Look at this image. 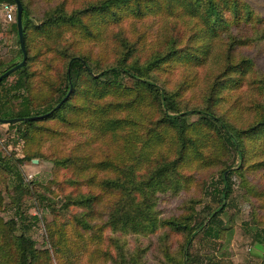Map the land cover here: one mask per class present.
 <instances>
[{
    "label": "rangeland",
    "instance_id": "374dc122",
    "mask_svg": "<svg viewBox=\"0 0 264 264\" xmlns=\"http://www.w3.org/2000/svg\"><path fill=\"white\" fill-rule=\"evenodd\" d=\"M22 1L27 7L30 25L26 31L28 77L25 79L11 74L0 87V105L3 111L10 110L11 114H17L25 107L23 97L27 99L26 105L31 113L54 105L59 90L65 85L64 74L70 56L85 57L93 73L98 74L102 69L115 65L126 57L125 40L132 47V58L128 56L127 63L133 61L139 65L146 64L155 55L165 54L172 45L178 48L182 45L198 48L207 44L204 39H193L189 43L188 35L200 28L194 19L162 14L143 19L122 14L119 22L111 19L92 21L85 18L84 23L93 32L91 37H82L73 31L61 33L54 38L46 37L36 33L34 29L46 12L58 5H63L67 12L82 10L101 0ZM241 1L246 2L256 15L264 18V0ZM2 4L4 3H0V71L22 60L14 27L16 13L13 12L12 21L8 22L2 11ZM233 38L236 41H247V45L236 46L232 51L233 60L251 59L254 63L253 72L238 88L224 90L221 93L223 100L214 110L217 115L225 113L226 118L238 127L252 123L250 107L264 100L259 95L260 89L264 88V26L261 24L250 28L244 25L219 38H208L206 41L212 46V51L205 64L193 66L185 61L166 64L152 75L153 80L169 93L176 94L180 111L208 106L209 88L225 65L226 52ZM125 83L130 85L128 80ZM70 104L79 107L88 104V100L77 91ZM232 105L237 107L236 114L241 115L237 121L228 114ZM65 112L66 118L69 117L74 124H63L59 120L39 122L36 129L45 133L33 138L22 137L25 126L0 124V156L19 167L21 180L27 190L22 198L23 210L27 215L38 218L29 232V237L35 241L39 250L49 252L50 264H116L113 261L116 250L108 240L113 234L110 229L106 228L101 242L97 241L75 220L84 210L74 206L62 208L69 194L75 196L90 191L96 194L99 190L80 184L74 185L72 181L77 179L76 173H79V169L57 166L56 160L87 155L93 161L110 159L121 164H132L130 160L134 161V156H137L140 160L138 174L146 176L147 170L159 168L162 163L176 157L177 140L170 128L161 127L162 113L149 104V100L129 112L115 113L116 117L133 119L136 125L126 126L113 136H99L100 134L89 128L88 118L79 119L80 116L71 107ZM197 121L196 116L190 119L191 123ZM152 130L168 134L160 144L155 145L148 139V133ZM207 138L208 146L201 152L203 158L211 157L218 151L215 147V136ZM248 147V162L242 176H232L233 193L226 202L225 213L220 217L222 224L227 227L226 235L219 239L198 235L190 251L193 264H264V247L257 244L255 239L256 230L264 229V166L255 167L264 162L263 141H253ZM223 157L225 161L218 166L207 167L198 161H191L181 168V176L175 189L167 188L156 194V217L159 220L179 218L187 213L188 208L202 214L205 207L211 205L205 195L211 180H217L220 171L228 165L232 170L236 168L237 161L233 164L227 154H223L222 159ZM251 165L255 166L250 167ZM97 171L100 170H94L99 179L115 176L111 171ZM14 181L10 173L0 169V194L3 199L0 217L4 221L14 218L10 204ZM39 195L47 199L46 204L38 199ZM104 210L102 203L97 206L93 220L97 226L105 223L104 215L100 216ZM50 233L55 239L59 238L53 241L61 242L62 252L55 253L56 249L54 250L50 242ZM112 237L120 238L126 245L125 258L130 260L132 255L140 253L144 264H174L179 260L177 254L184 239L183 234H176L168 228H159L155 234L149 236H122L114 233ZM98 247L109 251L114 258L102 259Z\"/></svg>",
    "mask_w": 264,
    "mask_h": 264
},
{
    "label": "trees",
    "instance_id": "16d2710c",
    "mask_svg": "<svg viewBox=\"0 0 264 264\" xmlns=\"http://www.w3.org/2000/svg\"><path fill=\"white\" fill-rule=\"evenodd\" d=\"M19 1L23 9L22 27L27 55L26 31L30 27L29 13L24 1ZM0 3L15 5L13 0H0ZM122 14L131 15L137 19L161 14L171 17L187 16L194 19L200 26L199 29L188 35L189 43L193 39L195 41L204 39L207 44L198 46V48L190 47L191 45L186 47L182 45L181 48H178L172 45L165 54L155 55L146 64L139 65L133 61L127 63V57L132 58V47L130 48L125 40L126 57L115 65L102 69L98 74L93 73L85 57L70 56L64 74L65 85L59 90L54 105L31 113L26 105L27 99L23 97L25 107L17 114H11L10 110L3 111V107L0 105V120L36 117L31 121L16 123L25 126L22 137L29 138L31 136L33 138L35 135L45 133L43 130L36 129V124L39 122L59 120L63 124H74L71 123L69 117L66 118L65 111L71 107L78 113L79 119L88 118L89 128L100 134L99 136L108 134L113 136L126 126L136 125L133 119L119 118L114 114L129 112L149 100V104L154 105V108L162 113L161 127L170 128L177 140L176 157L172 161L162 163L159 168L147 170L146 176L138 174L140 160L137 156H134V161L130 160L132 164L126 162L121 164L110 159L93 161L87 155H74L56 160L57 166L79 169V173H76L77 179L72 181L74 185L80 184L99 190L96 194L91 191L78 193L75 196L69 194L66 196L62 208L67 209L74 206L84 210L85 212L75 217V220L81 223L95 240L100 242L106 228L110 229L113 234L118 233L122 236L127 234L149 236L155 234L159 228H168L176 234H183V243L177 254L179 260L174 264H193L190 251L198 235L213 239H219L226 235L227 227L222 224L220 217L225 213L226 202L230 200L233 193L232 176H242L244 166L248 162L250 153L248 146L253 141L262 140L264 149V100L250 107L252 108L249 110H252L253 122L244 127H238L226 118L225 113L217 115L214 110L215 106L223 100L221 93L224 90L238 88L240 83L253 72L254 63L251 59L242 58L239 61H234L232 58V51L236 46L247 45V41L244 39L236 41L233 38V41L229 42L225 65L209 88L208 106L180 111L175 99L176 94L169 93L162 88L153 80L152 75L164 65L177 63V61H185L193 66L205 64L212 51V46L206 41L208 38H219L225 33H230L232 29H239L244 25L249 28L260 24L264 26V18L256 15L251 7L241 0H101L85 9L71 12H67L63 5H58L46 12L40 24L35 25L34 29L36 33L52 38L68 31H73L82 37H91L93 32L84 23L85 18L92 21L111 19L113 22H119ZM14 27L17 35L16 23ZM19 54L22 58L20 48ZM17 64L19 63L12 64L4 71H0V76ZM27 68L26 58L24 66L14 72L13 76L26 79L28 77ZM125 80H128L130 85H127ZM255 84L257 86L258 81ZM77 91L88 100V104L79 107L70 104L71 99L75 94L77 95ZM259 95L264 97V88L260 89ZM66 96L67 99L55 110V107ZM109 99L110 101H108ZM236 110L237 107L232 105L228 114L237 121L241 115L240 113L236 114ZM111 114L114 117L113 115L110 117ZM194 116L198 117V121L191 123L190 119ZM0 124L2 123L0 122ZM11 125L13 126V124ZM148 134L150 135L149 141L158 145L168 133L152 130ZM210 136H215L217 140L215 147L220 155L217 151L213 156L203 158L201 152L207 148V137ZM223 154H227L233 160V164H235L234 161H237L236 168L232 170L228 165L220 171L217 180H211L205 191L211 205H207L202 214L188 208L187 213L179 218L159 220L156 217L154 211L156 194L164 192L167 188L175 189L181 176L179 174L181 168L187 166L191 161H198L202 166L207 167L218 166L225 161L224 157L222 159ZM252 166L255 165L250 167ZM262 166H264V162L255 167ZM2 168L10 173L15 181L12 187L13 194L10 197L14 218L4 221L0 217V264H50L49 252L39 250L35 241L29 237V232L38 218L27 215L23 210L22 198L27 190L21 180L19 167L0 156V169ZM97 169L100 170L97 172H114L115 176L99 179L94 172ZM86 172L88 175H85ZM226 172L228 173L226 174ZM38 199L45 201L46 204L45 197L39 195ZM2 201L0 194V211ZM101 203L105 210L100 216L104 215L106 220L102 226H97L93 220L97 206ZM112 235L108 240L116 250L113 260L116 264H144L140 253L132 255L130 260L125 258L124 247L126 245L120 238L112 237ZM255 239L257 244L264 247V229L256 230ZM53 240H59V238L55 239L53 235L50 241L54 250L56 249L55 253L62 252L61 242ZM98 248L102 259L114 258L109 251ZM55 257L57 256L55 255Z\"/></svg>",
    "mask_w": 264,
    "mask_h": 264
},
{
    "label": "water",
    "instance_id": "95a60500",
    "mask_svg": "<svg viewBox=\"0 0 264 264\" xmlns=\"http://www.w3.org/2000/svg\"><path fill=\"white\" fill-rule=\"evenodd\" d=\"M16 7V25H17V36L19 41V48L22 53V60L19 64L16 66L10 68L8 71L4 72L0 76V83L3 81V79L9 77L11 74L22 68L26 62V50H25V42H24V36H23V27H22V5L19 0H13ZM71 91V90H70ZM69 91V93H70ZM68 93V95H69ZM67 95V96H68ZM67 96L55 107V110L58 109L61 104L67 99ZM36 117H30V118H22V119H6V120H0L2 124H16L23 121H31L34 120ZM42 118V117H38Z\"/></svg>",
    "mask_w": 264,
    "mask_h": 264
},
{
    "label": "built area",
    "instance_id": "2783aa9c",
    "mask_svg": "<svg viewBox=\"0 0 264 264\" xmlns=\"http://www.w3.org/2000/svg\"><path fill=\"white\" fill-rule=\"evenodd\" d=\"M1 7H2V11L4 13V16H5L6 20L8 22H11L12 21V17L14 16L13 12L15 11V13H16L15 5L4 3V4L1 5Z\"/></svg>",
    "mask_w": 264,
    "mask_h": 264
}]
</instances>
